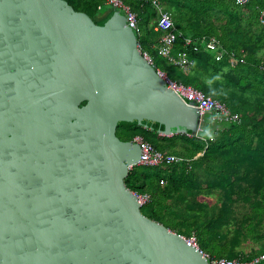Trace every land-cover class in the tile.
I'll list each match as a JSON object with an SVG mask.
<instances>
[{"label": "water", "instance_id": "water-1", "mask_svg": "<svg viewBox=\"0 0 264 264\" xmlns=\"http://www.w3.org/2000/svg\"><path fill=\"white\" fill-rule=\"evenodd\" d=\"M196 115L124 14L0 0V264H208L143 214L125 183L140 146L117 134L134 120L187 133Z\"/></svg>", "mask_w": 264, "mask_h": 264}, {"label": "trees", "instance_id": "trees-1", "mask_svg": "<svg viewBox=\"0 0 264 264\" xmlns=\"http://www.w3.org/2000/svg\"><path fill=\"white\" fill-rule=\"evenodd\" d=\"M67 1L76 10L86 12L90 19L95 22H99L106 18V16L113 10L107 9L103 11L98 9V5H102V1L105 0ZM128 2L138 13L139 24L140 28L142 29L143 26L141 24V14L146 11L149 6L155 10L151 4V0H128ZM249 6L253 7V14H250L248 19L244 14L247 13L246 11ZM229 7L230 12L233 14L232 18L235 20H227L218 27L211 25V28L200 32L197 35H190L185 32L184 29L177 25L173 12L167 7L165 8L172 13L175 25L184 34L194 37L197 41L205 37H214L228 51L233 52L236 57L243 58L244 63L238 62L235 65H232L230 62L231 57L229 55H226L221 61L216 62L213 59V56L203 48L196 52L192 47H189L187 52L194 64L187 72H183L175 65L168 62L166 59L158 56L154 45L158 44L161 34L154 30L156 21L154 23L153 30L158 35L157 43L150 39L149 33L145 30L136 36L138 43L142 46V48L147 50L153 56L155 61L154 65L156 68L165 71L168 77L172 80L183 82L185 84H191L194 87L201 89L206 94H210L213 97L220 99L233 111L239 114L240 122H216L221 124L220 126L222 127L221 129L215 130L211 136H208V138L200 137L198 136L199 134H192L190 137L186 133H177L172 134L171 136H161L159 135V132H162L164 128L162 125H159L156 122H147V125H139L136 120L132 122H120L118 124L117 134L123 140H132V138L137 134L143 135V137L153 143L156 148L189 158L191 161L196 156H203V158L207 160L216 156L219 158H225L231 165H234L238 160V162H241L242 164H248V167L259 166L260 171L255 174V183L257 185L258 194L261 196L258 197L257 195L253 198V196L249 194H242L243 199L246 202L254 199L253 204L261 205L264 208V147H260L259 144L257 145V137H251V139L248 138L247 131L250 124L249 122H245L242 114L240 113V109L244 110L246 108L242 105L240 100L238 101L236 99V95H243L245 91L244 89L251 87L253 80L251 71L253 69L261 72L260 77L262 76V78L259 84H262L264 81V72L261 69V66L264 64V24H261L259 21L260 12L264 10V0H249V3L245 6H236L234 0H230ZM98 11H101V13H98ZM243 19L245 22L242 21ZM155 20H157V18ZM250 25L252 32L247 31ZM241 29H244L243 32ZM237 35H240L239 37H241L240 42H237ZM248 35H250L249 38H247ZM180 47L181 44L179 43L177 48ZM242 70L243 75L236 76V73L239 74V72ZM232 73H234V75ZM205 75L206 77L204 79ZM218 75H220V77H218ZM209 76L212 78H208ZM211 79L214 85L212 87L206 85L208 80L210 82ZM232 79L234 81H239V84L240 82H243L244 84L248 82V87H240V85H237L238 88L236 86L235 89H232L229 86ZM259 101H261V106L264 107V95L259 97ZM244 102L249 107L251 101L245 100ZM208 117L211 120L210 115H208ZM263 120L264 115L261 121L258 123L260 133L264 131ZM144 123H146V121H144ZM178 143L185 145V151L183 153L178 154L174 151L176 148L174 146ZM260 145L263 146V143L261 144L260 142ZM190 162L174 163L158 167L136 165L130 169L128 176L125 179L127 187L132 191L150 194V201L144 204L141 208L143 214L155 221L162 223L170 230H173V228L171 227L169 220L168 222L164 220L165 215L168 213L167 208L163 209V211L156 208V196L159 194L172 199L175 198V196H185L186 192L183 190L187 191L188 186L190 185L188 178L190 177V171L188 170L192 168L193 164V162L189 164ZM235 173H238V170L233 172L231 175L226 169H221L216 175L212 176V179L209 181V183L202 187L223 188L228 191V195H231L232 193H237L240 195L241 190H236V188L233 186L235 182L234 178H236L234 175ZM162 179L165 180V182L167 180L168 184H166V187L163 186L165 184L160 183ZM153 180H155L158 185L153 184ZM148 181H150V185H152L153 189L155 185L157 188L162 186L163 189L157 190L155 194L146 188V183ZM130 182L132 184H130ZM227 200L230 201V203L234 201L231 196H227ZM218 221L221 223V218H218ZM219 224L216 228L217 231L215 232L202 228L201 230L196 229L197 232L186 231V229H178L174 232L182 235L195 233L198 238L200 249L213 257H226L228 259L236 258L240 260L251 261L257 256L242 257L234 254V251L231 250L230 247L239 245V237L232 238L228 236L227 233L219 229Z\"/></svg>", "mask_w": 264, "mask_h": 264}, {"label": "rangeland", "instance_id": "rangeland-1", "mask_svg": "<svg viewBox=\"0 0 264 264\" xmlns=\"http://www.w3.org/2000/svg\"><path fill=\"white\" fill-rule=\"evenodd\" d=\"M229 2L230 0H163V5L173 12L178 26L190 35H197L211 28V25L218 27L227 20H235L232 18L233 14L230 12ZM102 7L103 11L113 9L122 15L124 14L121 9L111 8L105 1H102ZM246 12L247 13L244 15L249 19L250 14H253V7L249 6ZM98 13H101V11H98ZM156 18V11L153 10L151 6L141 14L143 29L149 33L150 39L157 43L158 35L153 30ZM242 21H244V19ZM241 30L243 32L244 29ZM247 31L252 32L251 25L248 27ZM239 36L240 35H237V42H240L241 37ZM249 36L250 35H248L247 38H249ZM251 72L253 79L251 87L247 86L248 82L245 84L240 82L239 84V81H234L233 79L229 86L232 89H235L237 85H240V87H248L246 89L243 88L245 90L244 94L236 95V99L238 101L240 100L242 105L246 108H243L244 110L240 109V113L245 122H249L250 124L247 131L248 138L257 137V145L259 144L260 147H264V131L260 133L258 127V123L264 115V107L261 106V101H259V97L264 95V81L262 84H259L262 78V76L260 77L261 72L255 69ZM232 74L234 75V73ZM237 75L242 76L243 70L239 72V74L236 73V76ZM218 77H220V75H218ZM245 100L251 101L249 107L244 102ZM193 122V132H196V128L199 124L200 130L198 131V136L203 138H208L215 130L221 129L222 127L212 122L208 115L202 120H200L199 115H196ZM260 142L261 144L263 143V146L260 145ZM174 147H176L174 151L178 154L185 151V145L183 144L178 143ZM192 162V168L188 170L190 171V177H188L190 185L187 191L183 190L186 192L185 196H175L173 199L159 194L156 196V208L161 211L167 208L168 213L165 215L164 220L167 222L169 220L173 228L172 231L186 229V231L197 232L196 229L201 230L202 228L215 232L220 223L218 218H221L222 221L219 224V229L232 238L239 237V245L230 247L231 250L234 251V254L242 257L259 255L263 250L264 208L261 205L253 204L254 199L249 202L243 199V194H249L253 196V198L257 195L258 197L261 196L258 194L257 185L255 183V174L260 171L259 166L248 167V164L243 163V165L241 162H238V160L235 164L233 163L234 165H231L225 158L216 156L208 160L204 159L203 156H196L189 164ZM221 169H226L231 175L238 170V173L234 174L236 178H234L235 182L233 186L236 190H241L240 195L237 193L228 195V191L223 188L202 187L209 183L212 176L216 175ZM152 182L153 184H157L155 180ZM130 184L132 183L130 182ZM164 184L163 186L166 187V184H168L167 180ZM146 188L155 194L157 190L163 189L162 186L157 188L156 185L153 189L152 185H150V181L146 183ZM227 196H231L234 201L230 203V201L227 200Z\"/></svg>", "mask_w": 264, "mask_h": 264}, {"label": "built area", "instance_id": "built-area-1", "mask_svg": "<svg viewBox=\"0 0 264 264\" xmlns=\"http://www.w3.org/2000/svg\"><path fill=\"white\" fill-rule=\"evenodd\" d=\"M105 3L114 9H121L124 12L126 22L137 34L141 33L139 24L138 13L133 9L128 0H105ZM236 6H245L249 3V0H234ZM152 6L157 12V20L154 26V30L161 34V37L157 45L154 48L157 50L159 57L166 59L171 64L183 72H187L194 64L190 59L187 50L192 47L196 52L200 49H204L209 52L216 62L221 61L226 55L231 57V64L244 63L243 58H238L233 52L228 51L222 44L214 37L203 38L196 40L194 37L184 34L175 25L172 13L165 8L162 0H151ZM102 5H98V9L102 10ZM259 21L264 24V10L260 12ZM181 44L180 48H177L178 44ZM140 49L144 53L146 59L155 67L153 56L139 44ZM160 77L166 80L168 88L172 89L188 102L192 103L197 110L200 120L206 115H210L213 122H240V116L237 112L233 111L226 103L213 97L210 94H206L201 89L194 87L191 84H185L176 80H172L168 77L165 71L156 68ZM264 72V64L261 66ZM200 127H198L197 132ZM188 136H192L190 133H186ZM161 136H167L163 132H159ZM172 135V134H170ZM140 146V158L137 165H143L148 167L165 166L174 163L190 162L191 159L162 151L155 147L153 143L146 140L143 135L137 134L132 140ZM136 166V165H135ZM134 167V166H133ZM161 184L165 183V180L160 181ZM135 192V191H134ZM138 201L141 206L150 201V194L135 192ZM187 244L192 245L200 250V252L206 256L208 264H254L264 259V240L263 250L253 260L246 261L240 259H228L226 257H213L210 254L204 252L199 247L198 238L195 233L189 235L180 234Z\"/></svg>", "mask_w": 264, "mask_h": 264}, {"label": "crops", "instance_id": "crops-1", "mask_svg": "<svg viewBox=\"0 0 264 264\" xmlns=\"http://www.w3.org/2000/svg\"><path fill=\"white\" fill-rule=\"evenodd\" d=\"M144 29L142 28L141 29V33H142V31H143ZM205 77H206V75L204 76V79H205ZM208 78H212L211 76H209ZM210 80V79H209ZM209 80H208V83H206V85H208V86H214L213 85V81H212V79H211V81L209 82ZM213 122V121H212ZM216 123V122H215ZM218 124V123H217ZM221 124H218V126H220ZM198 127H200V125L198 124V126H197V128H196V132H193V130H191V131H188L187 133H190V134H198V132H197V129H198ZM200 130V129H199ZM167 136H169V135H167Z\"/></svg>", "mask_w": 264, "mask_h": 264}]
</instances>
